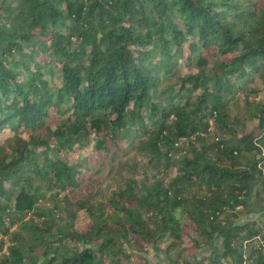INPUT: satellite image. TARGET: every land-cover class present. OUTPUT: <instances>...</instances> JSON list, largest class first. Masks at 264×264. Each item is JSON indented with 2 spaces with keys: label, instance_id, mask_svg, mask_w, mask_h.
<instances>
[{
  "label": "trees",
  "instance_id": "obj_1",
  "mask_svg": "<svg viewBox=\"0 0 264 264\" xmlns=\"http://www.w3.org/2000/svg\"><path fill=\"white\" fill-rule=\"evenodd\" d=\"M263 92L264 0H0V264L175 255L187 229L211 252L181 264H264V221L236 220L264 187ZM131 132L142 170L82 175Z\"/></svg>",
  "mask_w": 264,
  "mask_h": 264
},
{
  "label": "rangeland",
  "instance_id": "obj_2",
  "mask_svg": "<svg viewBox=\"0 0 264 264\" xmlns=\"http://www.w3.org/2000/svg\"><path fill=\"white\" fill-rule=\"evenodd\" d=\"M183 73L188 71L195 72V68L183 65L180 67ZM60 72V69L57 70ZM58 78V76H57ZM58 81V80H57ZM169 83H165L164 86ZM246 87L259 86L257 81L244 83ZM165 96V95H163ZM264 97V92L262 93ZM243 93L241 90L238 92V101L231 107L232 117H241L243 115ZM254 124L249 122L245 131L252 130ZM214 130V126H213ZM131 139L123 140L122 145L114 147L111 141L106 142V146L110 149L108 152L105 147L94 149L90 155L85 154V150L80 153L84 156V163L81 168V173L87 179L95 181L97 185L101 186L105 191L111 192L117 189L118 185L124 181V178L131 175V169L142 170L147 158L144 154L136 149V144L143 135L141 133L131 132ZM94 134L92 135V137ZM1 142V136H0ZM93 146H96L93 143ZM250 154H247L249 156ZM139 178L142 175H138ZM86 179V180H87ZM63 194V193H62ZM51 193L47 194V200L41 202V207L50 208L54 202L49 198ZM238 214L237 221H246L250 219H259L264 221V187L257 185L253 191L249 206L245 209L243 206L237 208ZM90 225V221L85 213H80L77 219V227L81 230H86ZM192 226V225H191ZM28 232L25 233V237ZM8 244V238L0 235ZM28 238V237H27ZM197 242H200V247ZM207 239L198 235L194 230L187 229L184 232L182 240V249H179L177 254L167 255L164 250H158L153 243L145 244L141 249H134L126 246L127 252L130 254L129 259H124L126 264H169L179 260L180 264L183 261H198L202 256L211 252V247L206 242ZM6 250V248H5ZM4 250V251H5ZM173 259V260H172Z\"/></svg>",
  "mask_w": 264,
  "mask_h": 264
},
{
  "label": "built area",
  "instance_id": "obj_3",
  "mask_svg": "<svg viewBox=\"0 0 264 264\" xmlns=\"http://www.w3.org/2000/svg\"><path fill=\"white\" fill-rule=\"evenodd\" d=\"M210 130H213V122L212 121H211ZM263 155H264V153H263ZM263 177H264V170H263Z\"/></svg>",
  "mask_w": 264,
  "mask_h": 264
}]
</instances>
